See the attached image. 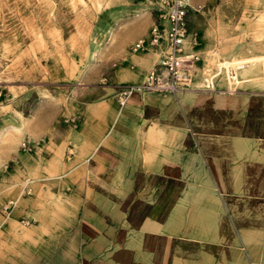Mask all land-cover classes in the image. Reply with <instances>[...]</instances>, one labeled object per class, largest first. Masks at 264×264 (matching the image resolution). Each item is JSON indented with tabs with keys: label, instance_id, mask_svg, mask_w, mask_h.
<instances>
[{
	"label": "crops",
	"instance_id": "1",
	"mask_svg": "<svg viewBox=\"0 0 264 264\" xmlns=\"http://www.w3.org/2000/svg\"><path fill=\"white\" fill-rule=\"evenodd\" d=\"M263 34L224 60L264 55ZM211 52L212 63L223 60ZM132 56L141 78L154 53ZM261 62L237 71L253 89L218 81L217 92L133 93L101 105L102 136L86 140L84 174L71 184L84 196L72 264H264ZM84 113L89 129L94 107Z\"/></svg>",
	"mask_w": 264,
	"mask_h": 264
},
{
	"label": "rangeland",
	"instance_id": "2",
	"mask_svg": "<svg viewBox=\"0 0 264 264\" xmlns=\"http://www.w3.org/2000/svg\"><path fill=\"white\" fill-rule=\"evenodd\" d=\"M155 1L0 0V264L74 262L84 196L71 184L84 174L86 140L102 136L103 104L116 99L119 85L139 82L154 60L141 78L130 73L141 64L132 55L143 52L131 46L147 35ZM189 4V30L199 37L206 65H215L213 49L228 64L231 52L258 46L264 0ZM142 24L145 34L120 41ZM255 56L239 59L253 66ZM237 71L228 80L220 74L219 82L253 89L241 87L246 81ZM86 106L94 107L89 129ZM43 137L32 150L22 146ZM26 177L31 194L22 193Z\"/></svg>",
	"mask_w": 264,
	"mask_h": 264
},
{
	"label": "built area",
	"instance_id": "3",
	"mask_svg": "<svg viewBox=\"0 0 264 264\" xmlns=\"http://www.w3.org/2000/svg\"><path fill=\"white\" fill-rule=\"evenodd\" d=\"M189 6V0H156L152 3V24L148 33L138 38L131 48L150 50L155 58L140 83L118 86L115 96L119 104L125 103L133 93L176 96L179 92L201 88L218 91L221 71L232 73V61H228L227 65L221 61H217L214 66L206 65V59L199 49V37L196 32L189 30ZM237 88L232 91L238 90ZM71 121L74 125L77 124L75 118H71ZM43 141L44 137L25 139L22 146L28 151ZM72 148L73 145L68 144L67 157L72 155ZM31 183V178L24 179L23 194L32 193Z\"/></svg>",
	"mask_w": 264,
	"mask_h": 264
},
{
	"label": "bare ground",
	"instance_id": "4",
	"mask_svg": "<svg viewBox=\"0 0 264 264\" xmlns=\"http://www.w3.org/2000/svg\"><path fill=\"white\" fill-rule=\"evenodd\" d=\"M142 51H146V50H142ZM212 51V50H211ZM211 54L213 55V53L211 52ZM205 58V57H204ZM263 59H264V55H256L255 56V63L256 64H260V63H262L261 61H263ZM225 65H227L226 63H224ZM217 65V64H216ZM248 64L246 63V62H244L243 60H241V59H236V60H234L233 61V66H234V68H236V70H242L244 67H246ZM225 72V71H224ZM226 74H230L228 71L227 72H225ZM235 73H233V75H234ZM219 79V78H218ZM219 81V80H218ZM233 88H236V85H234L233 84ZM228 89H230L231 91L233 90V89H231V88H227V91H228ZM227 91H225V92H227ZM189 92H212V91H208V90H205V89H203V88H201V89H198V90H189V91H183V92H179L180 94H186V93H189Z\"/></svg>",
	"mask_w": 264,
	"mask_h": 264
}]
</instances>
